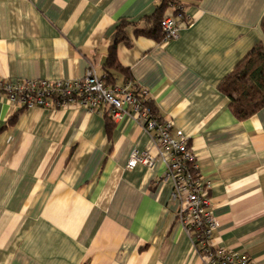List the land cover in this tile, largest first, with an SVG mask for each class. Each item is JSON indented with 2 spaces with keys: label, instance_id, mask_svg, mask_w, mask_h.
Listing matches in <instances>:
<instances>
[{
  "label": "crops",
  "instance_id": "obj_1",
  "mask_svg": "<svg viewBox=\"0 0 264 264\" xmlns=\"http://www.w3.org/2000/svg\"><path fill=\"white\" fill-rule=\"evenodd\" d=\"M156 4L0 0V78L74 81L92 66L108 87L146 91L211 184L212 246L264 264V107L238 121L218 89L262 45L264 0L184 2L192 24L167 43L136 35ZM121 20L128 43H116L120 70L106 74ZM134 150L155 155L131 118L0 100V264H204L160 181L163 163L128 170Z\"/></svg>",
  "mask_w": 264,
  "mask_h": 264
},
{
  "label": "built area",
  "instance_id": "obj_2",
  "mask_svg": "<svg viewBox=\"0 0 264 264\" xmlns=\"http://www.w3.org/2000/svg\"><path fill=\"white\" fill-rule=\"evenodd\" d=\"M191 24L190 17L182 12L164 17L160 24L162 43L177 39L180 29ZM4 99L18 110L76 105L89 112L107 113L113 122L125 117L135 120L149 134L155 155L134 150L126 168L132 170L138 165L152 168L157 161L163 163L160 181L171 184V199L178 203L177 221L194 244L198 257L204 264H255L246 254L212 246L217 222L210 209L211 184L198 174L188 137L180 131L173 132L169 121L152 112L147 105L150 98L143 89L131 83L108 87L89 66L85 76L74 81L0 78V100Z\"/></svg>",
  "mask_w": 264,
  "mask_h": 264
},
{
  "label": "trees",
  "instance_id": "obj_3",
  "mask_svg": "<svg viewBox=\"0 0 264 264\" xmlns=\"http://www.w3.org/2000/svg\"><path fill=\"white\" fill-rule=\"evenodd\" d=\"M198 1L200 0H157L153 13L144 18V28L138 30L136 35L147 36L162 42L163 36L160 24L164 18V11L170 7H174L175 13H184V2ZM126 25L127 22L121 20L116 28L114 46L109 50L105 62L106 74H110L108 69L111 68L120 70L116 62L115 45L119 42L128 43L124 33ZM260 28L264 39V16L261 20ZM104 84L106 85L105 82ZM218 89L229 100L230 112L238 121L249 119L264 107V41L232 73L221 81ZM147 105L154 114H158L151 101ZM103 115L108 122H113L107 113H103ZM13 120L11 119L9 122L12 123Z\"/></svg>",
  "mask_w": 264,
  "mask_h": 264
}]
</instances>
